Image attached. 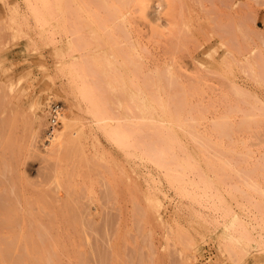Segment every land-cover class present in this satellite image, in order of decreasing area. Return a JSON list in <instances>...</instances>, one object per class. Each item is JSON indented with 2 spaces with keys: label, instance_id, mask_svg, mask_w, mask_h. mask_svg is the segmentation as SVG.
Segmentation results:
<instances>
[{
  "label": "rangeland",
  "instance_id": "rangeland-1",
  "mask_svg": "<svg viewBox=\"0 0 264 264\" xmlns=\"http://www.w3.org/2000/svg\"><path fill=\"white\" fill-rule=\"evenodd\" d=\"M0 202L11 264H264V0H0Z\"/></svg>",
  "mask_w": 264,
  "mask_h": 264
},
{
  "label": "bare ground",
  "instance_id": "bare-ground-1",
  "mask_svg": "<svg viewBox=\"0 0 264 264\" xmlns=\"http://www.w3.org/2000/svg\"><path fill=\"white\" fill-rule=\"evenodd\" d=\"M9 204L8 202L0 204V264H5V262L8 264L13 263L14 259H12L11 255L13 251H15L18 248V246L21 248L25 247L27 249L26 253H29L28 249H34V247L41 248L40 243L37 240L32 238V234L33 233H45V230L43 231L42 229L36 226L31 227V229L27 228L22 232L21 224H19L21 217L18 214L17 208L16 206L12 204L9 205ZM75 221H76V218H75ZM75 221H73V223ZM83 223L84 222H82V225ZM18 224L20 225L19 227H18ZM19 233H27L29 236V239L27 240V237H26L22 245H19L15 241V239L19 236ZM17 262H15V264H17ZM26 263L27 262H23V264H26Z\"/></svg>",
  "mask_w": 264,
  "mask_h": 264
},
{
  "label": "built area",
  "instance_id": "built-area-1",
  "mask_svg": "<svg viewBox=\"0 0 264 264\" xmlns=\"http://www.w3.org/2000/svg\"><path fill=\"white\" fill-rule=\"evenodd\" d=\"M58 109H59V105H53L52 107H51V110H52V116H51V121L52 122H54L55 121V113H56V111H58Z\"/></svg>",
  "mask_w": 264,
  "mask_h": 264
}]
</instances>
